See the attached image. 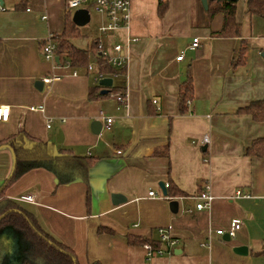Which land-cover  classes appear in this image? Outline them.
I'll return each instance as SVG.
<instances>
[{
    "label": "crops",
    "instance_id": "1",
    "mask_svg": "<svg viewBox=\"0 0 264 264\" xmlns=\"http://www.w3.org/2000/svg\"><path fill=\"white\" fill-rule=\"evenodd\" d=\"M164 1L167 8L160 15V0H132L129 29L102 36L98 29L108 18L98 13L95 34L79 43L83 35L70 38L82 50L100 37L124 46L125 78H113V86H120L114 92L127 95L123 108L113 94H102L105 88L95 83V70L77 68L74 75L73 67L44 59L46 37L61 35L69 14L73 20L75 11H66L65 0H28L26 9L16 8L19 0H3L0 106H9L10 116L0 121V141L24 132L46 142L54 154L67 150L94 160L88 181L59 184L53 172L35 168L12 184L6 196L74 250L79 264H264V155L247 153L264 138V121L239 111L264 100V19L248 13L245 0L242 9L237 5L242 37H215L210 33L222 28L221 12L210 16L202 0ZM129 37L140 39L128 42ZM242 48L244 58L237 62ZM90 60L96 63L94 55ZM55 73L61 79L37 85ZM189 74L193 97L181 113L180 86ZM96 84L102 96L91 98ZM33 105L45 110L28 109ZM95 120L103 123L100 134L92 131ZM206 135L210 141L203 144ZM13 165L12 150L1 145L0 187ZM161 182L164 188L171 184L176 195H168V188L164 195ZM206 183L212 186V207L198 210L190 197ZM238 189L251 196L236 197ZM113 193L124 195L126 202L114 204ZM25 195L34 196L36 203L20 201ZM172 200L179 201L176 213ZM236 218L243 226L235 238L215 232ZM167 226L178 239L171 253L162 244L166 252L148 259L144 244L129 242L130 237L157 241L158 228ZM0 240L8 264H17L18 233L9 229ZM240 246L248 252H235Z\"/></svg>",
    "mask_w": 264,
    "mask_h": 264
},
{
    "label": "trees",
    "instance_id": "2",
    "mask_svg": "<svg viewBox=\"0 0 264 264\" xmlns=\"http://www.w3.org/2000/svg\"><path fill=\"white\" fill-rule=\"evenodd\" d=\"M28 0H19L16 4L17 9H26ZM167 3L160 0L158 12L164 14ZM208 11L210 16L217 13L223 14L222 28L217 31H211V36L215 37H242V24L237 20V2L208 0ZM247 11L250 14L257 15L264 19V0H247ZM80 27L77 26L71 14L66 18V27L61 35L54 34L57 41L56 53L61 61L70 60L75 68H87L92 55L96 57V70L107 77H113L119 74V79L125 78V69L118 70L113 67L100 53L97 46V40L88 50H82L70 42V38L79 37ZM244 50L240 49L237 62L244 58ZM118 79V80H119ZM120 86L114 85L109 94L115 93ZM101 86L96 84L90 91V97L102 96ZM193 78L189 74L185 82L180 86L179 108L181 113H185L187 102L193 97ZM124 94L123 92L118 93ZM241 112L250 114L254 120L264 121V100H255L239 109ZM7 145L11 148L15 161L14 172L7 178L0 187V236L7 227L12 228L19 235L20 251L17 258V264H79L74 250L63 242L57 240L48 233L38 222L35 215L24 208L18 202L8 198L6 191L19 180L23 175L35 168H44L53 172L57 177L59 184L70 183L77 178L85 181L89 179V172L94 164V160L88 156H78L67 150L54 154L49 145L37 138L31 137L22 132L11 135L0 141L1 145ZM249 155H264V138L254 141L252 147L248 149ZM168 195L175 196V188L169 184ZM106 230L105 228H101ZM100 229V230H101ZM130 243L145 244L151 243L155 249H159L162 243L151 240H136L129 238ZM0 264H8V258L4 254V247L0 240ZM91 264H102L95 261Z\"/></svg>",
    "mask_w": 264,
    "mask_h": 264
},
{
    "label": "built area",
    "instance_id": "3",
    "mask_svg": "<svg viewBox=\"0 0 264 264\" xmlns=\"http://www.w3.org/2000/svg\"><path fill=\"white\" fill-rule=\"evenodd\" d=\"M131 2L132 0H65V8L66 11L72 12L76 11L81 8L88 9L90 12L91 9H93L95 12L105 15L108 18V22L102 26L99 27V31L102 36L109 35L112 33H116L120 29H129L130 22H131ZM1 10H6L5 7L0 5ZM91 14V12H90ZM47 15L43 16V19H47ZM139 37H129L128 42L137 41L139 40ZM97 46L100 50V53L107 58L108 62L115 67L118 70L124 69L126 64L128 63V54L124 48V46L120 43H116L112 46V51L114 54H111L107 47L105 46V43L103 41V38L97 39ZM192 47L196 48L199 47V38H195L192 43ZM57 41L54 39V34L50 33L46 39L43 42L42 45V52L44 59L51 63L53 66L63 65L66 67H73L70 60H64L61 61L59 58V61H57ZM183 54L178 56V60L183 59ZM73 74L77 75V68L73 67ZM87 70L89 72L96 71V75L94 76L95 83H100V80L102 78H105L107 76L103 75L102 73L97 72L96 66L94 63L90 62L87 66ZM119 76V74H114V77ZM62 75L60 74H53L51 76H48L44 78L43 82L46 84H50L53 81L61 79ZM113 96H115L119 102L120 107H125L127 105V95L124 94H117V93H111ZM156 103V101H154ZM188 104L190 101L187 102ZM28 109L32 111H44V106H30ZM10 116V107L6 105L0 106V121H7ZM103 121H107L108 124L112 122V118L103 117ZM210 138L208 135H206L202 143L207 144L209 143ZM165 187H169V183L165 184ZM236 197H250V194H244L241 190L236 191ZM150 196H156V193L151 191ZM167 198V196H164ZM183 198H189V197H181ZM190 198L197 200L196 203V209L198 210H210L212 207V202L214 199V195L212 193V186L210 183L204 184L202 190L194 196H191ZM22 202H31L36 203V198L32 195H25L19 198ZM187 212H192V209H186ZM243 226V221L241 219H233L230 223V226L227 229H216V233L218 235H228L230 239L235 238L239 232V230ZM172 229L171 226L167 227H159L158 228V234H159V241L162 244H167L169 247V253L172 252V249L174 246L178 243V239L174 238L170 230ZM144 248L146 249V256L148 259H151L155 255H162L166 251L164 248L155 249L151 243L147 242L144 244Z\"/></svg>",
    "mask_w": 264,
    "mask_h": 264
},
{
    "label": "water",
    "instance_id": "4",
    "mask_svg": "<svg viewBox=\"0 0 264 264\" xmlns=\"http://www.w3.org/2000/svg\"><path fill=\"white\" fill-rule=\"evenodd\" d=\"M220 1L238 2V0H220ZM0 3L3 4V0H0ZM202 3L204 5V7L206 9H208V0H202ZM90 21H91V14L88 11V9L81 8V9H78V10H76L74 12L73 22L77 26H79V27L85 26ZM57 61H59V57H57ZM113 82H114V79L112 77H105V78H102L100 80V85L105 88L104 90H102V94H108L110 92V90H111L110 88L113 86ZM43 84H44L43 81H38L37 82V85H40V88L43 87ZM102 129H103V123H102L101 120H95L92 123V131L95 134H100L102 132ZM14 161H15V158H14ZM14 168L15 167L13 165V169H12V172H11L10 176L13 174ZM160 186H161V188L163 190L164 195H167V190H166V188H164V183L163 182L160 183ZM112 200H113L114 204H120V203L126 202L127 198L124 195L120 194V193H113L112 194ZM170 208H171L172 212H174V213L178 212V210H179V201L178 200H172L170 202ZM9 229L13 230L10 227L5 228L3 230L2 236L5 235L8 232ZM224 237L226 239H228V240L230 239V237L227 234ZM15 249H18V237H15ZM234 251L239 253V254H246L248 252V249H247L246 246H240V247H236L234 249ZM10 252H12V251L10 250Z\"/></svg>",
    "mask_w": 264,
    "mask_h": 264
},
{
    "label": "rangeland",
    "instance_id": "5",
    "mask_svg": "<svg viewBox=\"0 0 264 264\" xmlns=\"http://www.w3.org/2000/svg\"><path fill=\"white\" fill-rule=\"evenodd\" d=\"M244 1L245 0H239V2L237 3L239 9H242L244 7V3H245ZM9 8H12V7H9ZM72 12H74V11L72 10ZM90 12H91V22L89 24H86L87 26L82 27L81 35H83V36H81L79 38L78 43H79V41L83 42V41L87 40L86 37H84V36H86V35L90 36L88 34H95V32H96V22L99 20L98 13L95 12L93 9H91ZM88 31H90V32H88ZM99 35H100V33H99ZM103 41L105 42L106 47H107V45H111V47H112L113 45L116 44V43L107 44L104 38H103ZM111 47H107L109 52L111 51ZM94 65L96 66V63H94ZM117 82L118 81L116 80V83Z\"/></svg>",
    "mask_w": 264,
    "mask_h": 264
}]
</instances>
